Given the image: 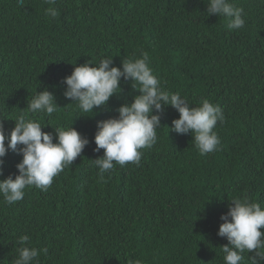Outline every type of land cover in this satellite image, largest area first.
Segmentation results:
<instances>
[{"label": "trees", "instance_id": "1", "mask_svg": "<svg viewBox=\"0 0 264 264\" xmlns=\"http://www.w3.org/2000/svg\"><path fill=\"white\" fill-rule=\"evenodd\" d=\"M206 2L56 0L53 20L44 0H0L6 133L36 92L47 90L60 108L29 118L53 136L54 128L72 126L89 141L47 191L26 188L14 204L0 196V264H14L21 235L46 249L33 264H224L228 241L217 231L230 200L246 193L264 207V0H230L244 9L245 25L236 30L226 18L208 16ZM142 51L165 90L180 92L189 107L204 98L221 107L225 120L214 129L220 144L201 156L190 134L169 131L179 118L174 108L153 110L157 143L141 149L140 166L115 164L101 182L92 161L103 155L94 151L96 122L117 117L139 93L121 77L120 92L85 114L65 98L63 79L74 66L112 58L121 67ZM21 159L9 150L0 179L14 178ZM242 255L241 264H250L254 254Z\"/></svg>", "mask_w": 264, "mask_h": 264}, {"label": "clouds", "instance_id": "2", "mask_svg": "<svg viewBox=\"0 0 264 264\" xmlns=\"http://www.w3.org/2000/svg\"><path fill=\"white\" fill-rule=\"evenodd\" d=\"M44 2L49 5L44 10L45 15L56 19L59 16L58 9L54 7L56 0ZM17 3L23 5L24 0H17ZM206 5L207 15L226 18L230 30L244 27V9L230 0H207ZM121 77L134 82L132 87L139 94L130 104H123L116 110L117 117L96 122L94 151L103 149V155L92 161L101 182L115 164L140 166L141 149H150L157 143L156 130L161 127L160 116L152 114L153 110L159 113L169 105L179 113L169 131L190 134L201 156L218 150L220 139L214 129L218 122L222 124L225 120L221 107L207 98L201 99L198 106L189 107V102L180 92L165 90L149 67L147 52L142 51L139 57L123 61L121 67L113 66L112 58H101L97 64L86 62L74 66L71 74L63 79L67 86L64 96L82 113H94V108L106 106L110 97L120 92ZM26 108V113L12 120L14 127L7 133L0 123V166L9 150L22 157L16 164L18 174L14 178L9 175L0 179V196L6 204L22 200L26 188L47 191L53 178L71 165L89 143L72 126L54 128L53 136L42 131L44 125L29 118V114L41 113L51 117L58 111L60 107L49 91L36 92ZM230 202L227 213L220 216L223 223L217 231L219 237L228 241L221 246L224 264H241L245 252L254 254L249 258L250 264H259L264 260V232L260 230L264 229V207L246 193L234 196ZM17 244L18 256L14 264H33L41 252H46V249L32 247L28 235L19 236ZM126 264H142V261L128 259Z\"/></svg>", "mask_w": 264, "mask_h": 264}]
</instances>
